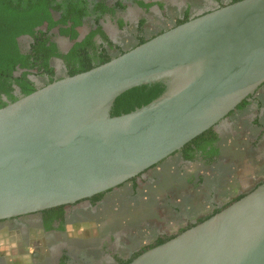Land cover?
<instances>
[{
	"label": "water",
	"instance_id": "95a60500",
	"mask_svg": "<svg viewBox=\"0 0 264 264\" xmlns=\"http://www.w3.org/2000/svg\"><path fill=\"white\" fill-rule=\"evenodd\" d=\"M161 83L112 118L116 98ZM264 84V0L171 28L0 109V222L72 205L144 175ZM130 264H264V185Z\"/></svg>",
	"mask_w": 264,
	"mask_h": 264
},
{
	"label": "flooded vegetation",
	"instance_id": "af4514ba",
	"mask_svg": "<svg viewBox=\"0 0 264 264\" xmlns=\"http://www.w3.org/2000/svg\"><path fill=\"white\" fill-rule=\"evenodd\" d=\"M23 1L31 3L36 0ZM44 1L49 4V7L51 5L53 10H50L49 8V11L53 16L54 21H60L66 15L76 17L75 21H80L79 26H74V24H71L70 22L66 26H63L64 29L69 30L71 33L78 32V36L74 41H72L70 37L62 36L59 33L60 27L58 26L48 32L47 36L49 37V43L46 46L49 47L51 43H53L56 45L59 54L68 56L75 48L76 44H81L90 54L95 52V50L101 51L103 49L110 50L113 53L118 52L117 48L121 51H129L135 46L140 36L149 38L152 35L165 32L176 26L179 21L184 19H194L208 12L227 6L234 0ZM54 8H59V10H55ZM69 10H73V12H68ZM154 18L158 19L162 23V26L157 27L150 24L149 20ZM131 27L134 28L135 34L128 32ZM35 30L45 32L46 26L38 27ZM109 31H114L116 35H121V37L114 39ZM101 33L108 39V42L103 40ZM122 39H130L129 44L126 45V47L121 41ZM17 42L20 51L23 54H27L30 52L34 40L29 35H21L17 38ZM45 62L47 63L46 66L53 71L52 73H46ZM67 62L68 60H64L57 56H51L46 61L42 58L34 69H17L13 76L15 78H21L25 73L30 86L34 90H37L47 86L50 82H55L68 76ZM22 83L24 82H21V84ZM12 88V98L20 99L21 97H24L23 88L20 85L14 84ZM261 96L264 97V84L253 96H250L247 99L248 105L244 110L236 108L213 129L222 141L220 145L221 149L222 145L228 141L231 145L240 143L238 142L239 139L237 140L235 137L230 136L228 134L229 132L237 134L240 130L248 131L249 134H253L252 137L257 134L255 138H258L261 135V131H264V125H261L262 127H260L259 125L253 124L257 119H263L264 121V107H258ZM10 102L11 100L9 96L6 94H0V103L8 105ZM248 116H252V118H249L248 123L246 124L245 121ZM256 141H258V139H256ZM241 144L246 143L242 142ZM232 147H234V145H232ZM243 150L244 149H241V152H243ZM233 156L235 159L238 157V155ZM226 159L227 157H224V154H222L221 151L219 161L209 165V167L215 166V169H217L216 173L219 174L218 177L220 175H225L223 173V164ZM170 160L178 161L182 164H193L183 161L180 156H171L166 161L168 162ZM175 174L176 176L170 178V182H167L168 189L166 190L168 197H179L180 192L185 190L188 186L204 187L210 196L208 200L209 211L196 218H183L184 225L174 233H165L153 228V232L150 236L151 241L145 245L135 243V237L136 239L139 237L137 236L138 230H142L143 228H134V230L130 228L128 229L129 233H124L119 229L120 227H114L116 226L114 223H109V221L101 218V213L107 205H109L108 199L117 192L125 190L128 186L133 187L131 182L105 193L103 198L96 202L95 205H93L89 199L72 205H66L67 207L64 209L62 219L57 218V214L44 218L42 214L43 211L17 219L2 221L0 222V225H11L10 231L17 233L20 239L19 241H21L24 247H32L35 249L34 254H32L24 264H122L134 258V256L140 253L144 248L156 243L159 239L177 235L183 229L194 226L200 219L221 209L235 197L249 193L259 182L264 180L263 177L260 181H257L252 185V187L241 191L235 197L222 202L216 199V197L219 198L221 190V186H218L219 181H215V184H210L207 183L202 176H190L180 179L179 176H181V173L177 171ZM150 179L153 182L159 180L157 177H151ZM200 179H203V181L200 182ZM144 180L145 178H143L142 175L136 180V183L140 185V181ZM83 203H85L86 206H81ZM31 217H34L33 220H27ZM76 217H78V219H76ZM139 225L140 224H138V226ZM84 227H86V229ZM93 227L96 230V240H93L92 242L88 241L89 239L82 241L81 236H83V232H88V229ZM69 228H72V231H69ZM79 228L83 229V232L80 231V234H76V231ZM107 242H115L114 248H109L106 245ZM0 264H4L2 258H0Z\"/></svg>",
	"mask_w": 264,
	"mask_h": 264
},
{
	"label": "trees",
	"instance_id": "16d2710c",
	"mask_svg": "<svg viewBox=\"0 0 264 264\" xmlns=\"http://www.w3.org/2000/svg\"><path fill=\"white\" fill-rule=\"evenodd\" d=\"M240 1L242 0H234L229 5L238 3ZM49 8L50 10L52 9L51 5L49 7V4L44 0H36L32 1L31 3L23 0H0V94H6L7 96H9L11 100L10 103L16 102L18 100L12 98L11 96V93L13 91L12 86L14 84L20 85L23 88V96H28L36 91L30 86L29 81L26 79L25 73L21 78H15L13 75L17 71V69H34V67L37 66L38 63L42 60V58L46 61L51 56H57L64 60H68V76L73 77L75 75L88 72L96 67L106 64L112 59L128 52L121 51L119 48H117V53H113L110 50L103 49L101 51L95 50V52L90 54L89 51L85 50L81 44H76L75 48L69 53L68 56L59 54L55 44L51 43L49 47L46 46L49 43V37L47 36L48 32L58 26L60 27L59 33L62 36L70 37V39L74 41L78 36V32L71 33L69 30L64 29L63 26H66L69 22L71 24H74V26H79L80 21H75L76 17H70L67 15L64 16L60 21H54ZM54 9L59 10V8ZM68 12H73V10H69ZM188 21V19L179 21L173 28L180 26ZM42 26H46L45 32L35 30L36 28ZM162 33L163 32L152 35L149 38L140 36L137 40V43L132 47V49L146 43L147 41L161 35ZM21 35H29L34 40V43L31 45V50L27 54H23L20 51L17 42V38ZM101 36L103 37V40L105 42H108V39L104 36V34L101 33ZM46 64L47 63L45 62V66ZM45 71L46 73L53 72L47 66L45 68ZM21 82L24 83L21 84ZM51 83L53 82H50L49 84ZM164 92L165 86L161 83L132 88L116 98L112 105L110 116L112 118L120 117L122 115L129 114L136 109L145 107L155 100L159 99L164 94ZM247 105L248 101L246 99L237 108L244 110ZM5 106H7V104L0 103V109L4 108ZM258 107H264L263 96L260 97ZM253 124L262 127L261 125H264V121L263 119H257L253 122ZM221 143L222 141L215 133V131L213 129H210L192 140L190 143L185 145L181 149V151L173 154L172 156H180V158L185 162H199L205 164L206 166H209L219 161L222 151V149L220 148ZM166 160L167 159L163 160L159 164L152 167L150 170H155L159 167H163L167 162ZM232 160H234L233 156ZM141 176L142 175L128 181L127 183L131 182L133 184V189L135 190L139 187V185L136 183V180ZM202 181L203 179H200V182ZM262 185H264V180L259 182L249 193L235 197L221 209L215 211L213 214L205 218L200 219L194 226L183 229L177 235L159 239L156 243L144 248L140 253L134 256V258L122 264H130L137 257L148 252L149 250L157 248L175 239L187 230L202 224L216 214L222 212L231 205L245 198ZM104 194L105 193L95 195L90 198L89 201L93 205H95L96 202L100 201L103 198ZM66 207L67 206L53 208L44 211L42 214L44 218L50 215L57 214V218L62 219L64 209Z\"/></svg>",
	"mask_w": 264,
	"mask_h": 264
},
{
	"label": "rangeland",
	"instance_id": "374dc122",
	"mask_svg": "<svg viewBox=\"0 0 264 264\" xmlns=\"http://www.w3.org/2000/svg\"><path fill=\"white\" fill-rule=\"evenodd\" d=\"M149 23L157 27L162 26V23L155 18L150 19ZM128 32L135 34L133 27L129 28ZM109 33L114 39L121 37V35H116L114 31H109ZM129 40L122 39L121 41L126 47L130 42ZM249 118H252V116L247 117L246 124ZM228 134L237 140L239 139L238 142L240 143L232 144L235 148L232 147L229 141L222 145V154L227 157L223 164L225 175L218 177L219 174L216 173L215 166L209 167L203 163L182 164L170 160L163 167L145 173L143 175L145 180L140 181L137 189L134 190L133 187L128 186L125 190L112 195L108 199L109 205L101 213V218L109 221V223H114L116 225L114 227H120L119 229L124 233H129L128 229L130 228L133 230L134 228H143L138 230L137 236L139 237H137L138 239L135 237V243L145 245L151 241L150 236L153 228L165 233H174L184 225L183 218H196L209 211L208 200L210 196L204 187L188 186L180 192L179 197H168L167 182H170V178L176 176L175 172L179 171L181 173L180 179L190 176H202L210 184L219 181L218 186H221V190L219 198L216 197V199L222 202L252 187L264 177V131H261L258 138H255L257 134L252 137L253 134L242 130L237 134L230 132ZM242 142L246 144H241ZM241 149H244L243 152H241ZM233 155H238L237 159ZM151 177H157L159 180L153 182L150 179ZM81 206H86V204L83 203ZM33 218L27 220H33ZM138 224L140 225L138 226ZM10 226L9 224L0 225V243L3 244L0 248V258L3 259L4 264H24L26 260L23 259V255H27V248L19 241L17 233L10 231ZM5 227L7 228L6 232L4 231ZM84 228L86 229V227ZM69 231H72V228H69ZM80 231L81 228L76 231V234H80ZM95 232L94 227L88 229V232H83L82 241L89 239L88 241L92 242L96 240ZM12 244L17 247L11 249L10 245ZM114 244L115 242H107L106 245L109 248H114Z\"/></svg>",
	"mask_w": 264,
	"mask_h": 264
},
{
	"label": "clouds",
	"instance_id": "9594fccd",
	"mask_svg": "<svg viewBox=\"0 0 264 264\" xmlns=\"http://www.w3.org/2000/svg\"><path fill=\"white\" fill-rule=\"evenodd\" d=\"M4 231H5V232L7 231V228H6V227H5ZM81 231H83V229H81ZM2 246H3V244L0 243V248H2ZM16 247H17V246H16L15 244L10 245V248H11V249H15ZM34 250H35V249L32 248V247L27 248V249H26V251H27V255H23V259L28 260V259L31 257L32 253L34 252Z\"/></svg>",
	"mask_w": 264,
	"mask_h": 264
}]
</instances>
